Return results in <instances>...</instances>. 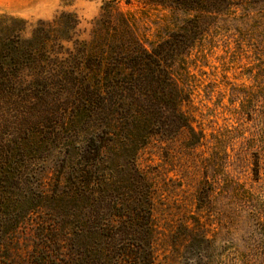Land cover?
<instances>
[{"label": "trees", "instance_id": "1", "mask_svg": "<svg viewBox=\"0 0 264 264\" xmlns=\"http://www.w3.org/2000/svg\"><path fill=\"white\" fill-rule=\"evenodd\" d=\"M165 1L195 15L181 31L149 48L133 34L113 38L111 58L98 55L91 43L77 38L80 20L75 13H61L53 25L42 22L30 35L22 20H0V261L9 257L8 242L25 220L55 205L65 212L66 249L73 256L87 233L94 236V246L85 251L109 258L126 256L130 264L151 263L154 228L149 187L134 158L152 134L173 137L189 130L197 140L194 143H200L182 111L190 96L183 82L188 73L184 54L204 35V20L235 15L245 7L242 0ZM249 3H259L264 11V0ZM257 47L264 56V36ZM259 91L261 128L251 140L256 180L264 171V84ZM108 134L111 149L123 150L119 152L125 155L130 176L127 189L135 195L128 193L133 202L129 206L122 202V209L112 203L109 222L100 224L99 215H90L93 209L88 217L83 215L86 208L81 209V204L92 207L97 202L92 191L103 172L99 158ZM46 160L58 163L57 188L51 195L41 181ZM111 165L117 168V161ZM234 185L238 187L222 215L227 235L232 237L238 227L242 231L255 222L241 257L244 264H264V199H257L255 212L240 216L238 202L251 194L234 182L228 188ZM116 191L112 184V202Z\"/></svg>", "mask_w": 264, "mask_h": 264}, {"label": "rangeland", "instance_id": "2", "mask_svg": "<svg viewBox=\"0 0 264 264\" xmlns=\"http://www.w3.org/2000/svg\"><path fill=\"white\" fill-rule=\"evenodd\" d=\"M242 1L245 7L238 8L235 15L204 20V35L184 54L188 73L182 81L190 96L182 111L200 143H194L197 140L189 130L173 137L152 134L134 158L138 174L149 187L154 228L150 264H244L241 252L255 222L242 231L238 227L228 237L222 215L238 187L228 188L229 182L251 194L245 202H238L240 216L255 212L257 199H264V171L256 180L251 141L261 128L263 112L259 88L264 84V56L257 46L264 36V11L259 3ZM63 12L78 16L77 38L91 43L105 58H111L113 38L133 34L149 48L181 31L185 21L195 15L165 0H0V20H22L26 35L42 22L53 25ZM105 140L99 158V172H103L92 191L97 202L92 207L81 204V209L86 208L83 215L88 217V210L93 209L90 215H99L100 224L109 222L112 203L129 206L133 202V195L128 194L131 189H127L130 176L125 155L119 152L123 150L111 149V134ZM116 161L114 169L111 162ZM57 165L54 160L43 163L41 181L49 195L57 188ZM112 184L117 189L114 202ZM55 207L41 209L25 220L8 242L9 257L0 264H130L126 256L111 254L109 258L83 250L94 246V236L87 233L81 250L73 256L66 249L65 212Z\"/></svg>", "mask_w": 264, "mask_h": 264}]
</instances>
